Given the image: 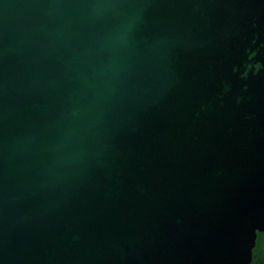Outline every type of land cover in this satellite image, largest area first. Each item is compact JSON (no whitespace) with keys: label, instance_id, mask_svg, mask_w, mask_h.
<instances>
[{"label":"water","instance_id":"1","mask_svg":"<svg viewBox=\"0 0 264 264\" xmlns=\"http://www.w3.org/2000/svg\"><path fill=\"white\" fill-rule=\"evenodd\" d=\"M264 0H0V264H252Z\"/></svg>","mask_w":264,"mask_h":264},{"label":"trees","instance_id":"2","mask_svg":"<svg viewBox=\"0 0 264 264\" xmlns=\"http://www.w3.org/2000/svg\"><path fill=\"white\" fill-rule=\"evenodd\" d=\"M252 264H264V232L259 233Z\"/></svg>","mask_w":264,"mask_h":264}]
</instances>
